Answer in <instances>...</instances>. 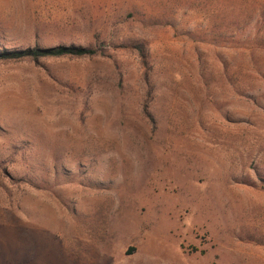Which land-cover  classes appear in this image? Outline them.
I'll return each mask as SVG.
<instances>
[{"label":"rangeland","instance_id":"374dc122","mask_svg":"<svg viewBox=\"0 0 264 264\" xmlns=\"http://www.w3.org/2000/svg\"><path fill=\"white\" fill-rule=\"evenodd\" d=\"M0 264H264V0H0Z\"/></svg>","mask_w":264,"mask_h":264},{"label":"trees","instance_id":"16d2710c","mask_svg":"<svg viewBox=\"0 0 264 264\" xmlns=\"http://www.w3.org/2000/svg\"><path fill=\"white\" fill-rule=\"evenodd\" d=\"M95 53L94 49L79 47V46H65L57 45L52 47H33L20 50H3L0 51V59H21L29 57L31 59H38L41 57H59V56H89Z\"/></svg>","mask_w":264,"mask_h":264}]
</instances>
